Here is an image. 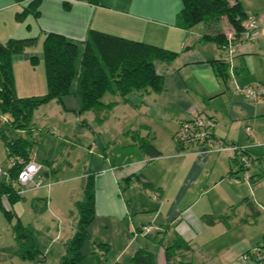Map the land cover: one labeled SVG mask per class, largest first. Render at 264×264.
<instances>
[{"label":"crops","instance_id":"0c3cea01","mask_svg":"<svg viewBox=\"0 0 264 264\" xmlns=\"http://www.w3.org/2000/svg\"><path fill=\"white\" fill-rule=\"evenodd\" d=\"M28 1L0 0V42L34 36L38 46L46 32L81 42L87 30L94 29L177 52L171 61L154 62L155 72L162 77L161 92L132 90L123 98L105 93L101 102L115 104L100 122L91 111L75 113L79 105L75 97H62L63 107L73 111L80 124L91 120L99 128L90 129L85 146L86 171L93 174L95 213L87 225L84 255L77 264H131L129 258L137 249L151 252L154 264H170L163 248L175 236L189 247L176 252L178 264H264V259H253L255 248L264 240V97L250 101L239 91L247 85H264V36L237 42L226 83L210 63L222 58L224 51L214 42L202 40L215 31L233 34L224 17L183 29L175 22L180 0H99L97 4L40 0L37 17L27 14L22 21L16 20L15 13ZM64 1L70 4L67 10ZM241 1L248 14L264 16V4L247 7ZM31 48L12 55L14 70L16 66L24 69V87L18 94L22 97L45 91V81L38 72L33 75L28 62ZM36 53L38 58L39 51ZM199 113L215 119L217 138L246 146L259 157L258 164L244 172L229 152H205L199 144L178 151L173 133L181 121ZM4 118L7 116L0 115V125ZM140 138L148 139L160 154L143 153ZM47 161L53 162L39 160L44 166ZM254 173L257 181L252 183L249 176ZM205 215L216 220L208 224ZM76 219V212L58 219L50 247L42 250L55 251L52 261L64 254L63 243L74 232ZM142 226L149 229L143 232ZM93 242L106 243L107 249H94ZM248 251L251 253L243 258ZM15 260L21 259L0 257V264H24Z\"/></svg>","mask_w":264,"mask_h":264},{"label":"trees","instance_id":"16d2710c","mask_svg":"<svg viewBox=\"0 0 264 264\" xmlns=\"http://www.w3.org/2000/svg\"><path fill=\"white\" fill-rule=\"evenodd\" d=\"M79 1L97 4L99 0ZM39 2L40 0H29L19 12L15 13L16 20L22 21L27 14L37 17ZM180 4L175 22L183 29H189L200 23L217 22L223 17L227 20L233 34L215 31L202 37V40L214 42L220 49L229 41L237 45V42L244 38L246 20L258 15L248 14L240 0H180ZM69 5L68 1L62 3L65 10L69 9ZM35 42L34 36L8 38L0 42V115L7 116L6 121L0 125V140L5 150V161L14 160V164L6 169L9 182L0 177V204L1 200L7 202L8 207H3L6 209L5 215L8 219L11 215V205L23 198L22 194L16 193L17 188L11 182L22 164L17 160L22 162L30 160L34 143L32 139L34 130L30 118L34 109L54 99L66 110L62 104V97L73 94L79 101L75 113L91 111L95 121L100 122L104 119L105 112L115 104V102L106 104L101 102V97L105 93L117 94L123 98L132 90L161 92L162 77L155 72L154 62L171 61L177 55L176 51L94 29H88L81 42L58 33L46 32L41 40L45 92L36 96L18 97L14 88L11 58L13 54L20 53ZM29 61L34 64L38 58L31 55ZM210 63L216 75L227 83L230 78V66L225 58V51L222 58L210 60ZM9 130L14 135H10ZM175 132L172 138L176 149L183 151L188 145L177 144L174 139ZM138 146L143 153L151 157L160 154L148 139L140 138ZM257 160L259 161L258 156ZM47 163L48 170L44 175H52L55 172V168L52 167L53 162L47 161ZM257 175V173L250 174L249 179H252V183L257 181L254 178ZM39 203L46 207V197L39 198ZM74 207L77 214L74 232L64 241V254L54 264H77L84 255L83 245L89 239L87 225L95 213L93 174L88 171L83 172L81 197L74 201ZM203 219L208 224L216 220L211 215H205ZM11 230L14 244L1 247L0 257L15 256L21 260L36 262L44 259L46 252L37 247L33 237L35 229L32 226L22 225L16 218ZM92 245L94 249L98 248L103 252L107 249V244L103 242H93ZM188 248L182 239L175 236L172 242L165 245L163 251L170 264H178L176 252ZM129 262L154 264L152 253L144 249H137L130 256Z\"/></svg>","mask_w":264,"mask_h":264},{"label":"rangeland","instance_id":"374dc122","mask_svg":"<svg viewBox=\"0 0 264 264\" xmlns=\"http://www.w3.org/2000/svg\"><path fill=\"white\" fill-rule=\"evenodd\" d=\"M244 2L247 7H257L261 3L264 4V0H245ZM37 45L35 43L32 45L34 49L31 48L33 52L29 54V57L31 55L37 56L36 52L39 51L38 61L31 64L28 59V62L31 69L34 70L33 75L35 72H38L39 77L44 82L41 40H39ZM13 62L11 58L13 79L15 80L14 88L17 86L18 91L16 95L22 97L18 94H21L22 91L20 89L24 87L21 77L24 69H21V66H16L14 70ZM70 97H75L78 100V97L73 94H70ZM61 108L55 101H50L34 109L32 112L30 123L36 134H32L34 143L32 144L31 152L34 154V160L40 165L36 174V177H39V184L36 187L30 186L24 188L22 193L23 198L11 205L9 219L5 215L6 209L4 208L8 207L7 202L4 203L3 201L0 204V247L13 245L11 225L17 218L22 225H29L35 229L33 237L37 247L44 250V246L50 247L49 239L53 238L56 234L58 219L61 220L63 214L70 216V213L76 212L74 201L79 200L81 197V175L86 171L88 162V153L85 146L87 139H89L88 136L91 134L90 129L98 131L99 128L91 120H88L87 125L80 124L76 120L73 111L65 110L63 112ZM84 117V114H82L80 118L83 119ZM10 135H14L12 131ZM4 157L5 151L2 149V151L0 150V177L2 176L1 170L7 167ZM41 159L53 160L55 172L52 175H44V172L48 168L39 162ZM36 177L33 181H36ZM39 197H46V207H43L42 204L40 205ZM53 240L55 241V239ZM55 243L58 244L59 241ZM54 256L55 251L46 253L45 261L42 260L38 264H53L55 262L52 261ZM15 261L17 263H27L21 262V260Z\"/></svg>","mask_w":264,"mask_h":264},{"label":"built area","instance_id":"2783aa9c","mask_svg":"<svg viewBox=\"0 0 264 264\" xmlns=\"http://www.w3.org/2000/svg\"><path fill=\"white\" fill-rule=\"evenodd\" d=\"M245 35L244 39L255 40L259 35L264 36V16L253 15L245 22ZM222 49L225 51V58L231 62L232 57L236 52V45L232 42L222 45ZM240 93L250 101H257L264 97V85L255 84L247 85L239 88ZM4 120H6L4 118ZM216 121L213 117L207 116L206 114H196L183 120L175 132L174 139L177 144H200L204 148L205 152L211 151H225L229 152L232 157L238 162L244 172H248L253 169L257 164V156L250 152L246 146L239 145L232 142H225L224 140L217 138L213 132ZM247 131L250 127L246 128ZM264 146V145H263ZM21 167L17 171L15 179L11 182L17 188L16 193L22 194L25 187H36L39 184V177L36 174L40 168V165L34 160V154L30 153V160L22 162ZM14 164L13 159H9L7 167ZM6 168L1 170V178L6 182L8 181V173ZM36 181H33L34 178ZM238 178L233 177V182H238ZM149 227L142 226L143 232L147 231ZM250 251L243 254V258H247ZM253 259L260 261L264 259V240H262L254 250Z\"/></svg>","mask_w":264,"mask_h":264}]
</instances>
